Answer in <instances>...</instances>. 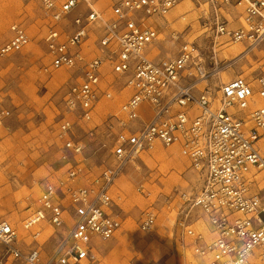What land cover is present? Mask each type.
Listing matches in <instances>:
<instances>
[{"label": "built area", "instance_id": "1", "mask_svg": "<svg viewBox=\"0 0 264 264\" xmlns=\"http://www.w3.org/2000/svg\"><path fill=\"white\" fill-rule=\"evenodd\" d=\"M39 1L48 29L40 50L50 59L42 73L73 71L58 129L61 159L71 167L66 178L44 182L38 208L23 222L31 241L0 221V264L96 262L99 246L123 226L118 211L125 196L116 181L124 174L136 176L147 201L141 230L156 233L160 201L146 175L154 155L173 147L202 175L200 191L177 190L179 206L169 199L178 241L189 239L204 264H238L244 246L254 245L252 264H264V71L225 81L219 70L226 44L242 49L239 57L264 61V0L198 2L210 45L166 27L172 41L184 40L166 57L152 55L165 40L153 19L178 0H113L109 14L96 0ZM31 41L13 24L7 37L0 35V59ZM10 114L0 107V129ZM78 132L96 139L95 153L109 151L98 172L88 165Z\"/></svg>", "mask_w": 264, "mask_h": 264}, {"label": "rangeland", "instance_id": "2", "mask_svg": "<svg viewBox=\"0 0 264 264\" xmlns=\"http://www.w3.org/2000/svg\"><path fill=\"white\" fill-rule=\"evenodd\" d=\"M96 2L102 11L110 13L113 0ZM198 2L204 3L203 0H178L169 14L153 19L165 38L155 44L153 57L173 56L184 42L182 38L178 42L172 41L166 34V27L181 32L185 40L204 47L210 45L202 29L203 21L199 20L201 8ZM13 24H21L32 41L25 50L0 59V107L11 113L0 129V221L11 222L20 237L29 242L31 240L22 228L23 222L37 209L44 182L54 177L66 178L71 167L68 160L61 159L58 129L73 71L42 73L50 59L40 50L48 29L39 0H0V35L7 37ZM94 28L98 31L97 26ZM234 47L226 44L219 52L220 76L225 81L234 74L255 76L264 71L263 60L259 61L256 56L235 58ZM78 140L86 146L88 165L98 172L110 160L109 151L100 149L95 153L96 139L81 132H78ZM99 140L109 142L102 134ZM165 153L170 155L169 158ZM178 157L182 156L178 148L173 147L155 154L149 162L146 177L160 201L157 232L149 234L141 230V216L147 201L137 192L136 176L124 174L116 181V187L122 189L125 196L124 211H118L123 226L111 241L99 246L96 262L84 264H204L194 254L189 239L185 244L180 242L182 236L177 237L174 222L168 219L170 197H174V206L180 205L177 190L197 193L202 187V175L183 157L181 166L176 160ZM65 203L69 205L70 198H66ZM193 217L197 218V213ZM196 228L203 229V222ZM45 245L46 254H49L55 247L54 239Z\"/></svg>", "mask_w": 264, "mask_h": 264}, {"label": "clouds", "instance_id": "3", "mask_svg": "<svg viewBox=\"0 0 264 264\" xmlns=\"http://www.w3.org/2000/svg\"><path fill=\"white\" fill-rule=\"evenodd\" d=\"M253 249H254V245H252V247L245 245L244 251H245L246 255H245L244 259H242L238 262V264H252Z\"/></svg>", "mask_w": 264, "mask_h": 264}, {"label": "bare ground", "instance_id": "4", "mask_svg": "<svg viewBox=\"0 0 264 264\" xmlns=\"http://www.w3.org/2000/svg\"><path fill=\"white\" fill-rule=\"evenodd\" d=\"M164 21V20H163ZM148 24H150L151 22H147ZM232 49H230V51H231ZM234 52H235V58H237V57H239L241 54H243V50H239V49H237V47H234V50H233ZM223 73H226V71L225 72H223ZM236 75L234 74V75H232L231 77H227L226 78V80H231L232 78H234ZM170 152H174V151H170ZM165 155V157H167V158H169V154L168 153H165L164 154ZM177 160V162L182 166L183 165V158L182 157H178V159H176ZM84 264V263H83Z\"/></svg>", "mask_w": 264, "mask_h": 264}, {"label": "crops", "instance_id": "5", "mask_svg": "<svg viewBox=\"0 0 264 264\" xmlns=\"http://www.w3.org/2000/svg\"><path fill=\"white\" fill-rule=\"evenodd\" d=\"M37 208H38V206H37ZM31 215H32V214H31ZM31 215H30V216H31ZM30 216H29V217H30ZM29 217H28V218H29Z\"/></svg>", "mask_w": 264, "mask_h": 264}]
</instances>
